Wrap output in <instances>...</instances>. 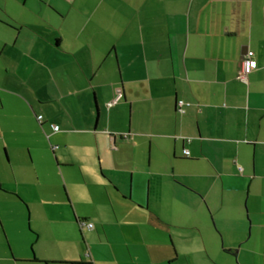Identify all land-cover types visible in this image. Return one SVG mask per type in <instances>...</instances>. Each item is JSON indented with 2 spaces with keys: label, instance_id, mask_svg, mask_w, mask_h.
<instances>
[{
  "label": "crops",
  "instance_id": "1",
  "mask_svg": "<svg viewBox=\"0 0 264 264\" xmlns=\"http://www.w3.org/2000/svg\"><path fill=\"white\" fill-rule=\"evenodd\" d=\"M0 264H264V0H0Z\"/></svg>",
  "mask_w": 264,
  "mask_h": 264
},
{
  "label": "built area",
  "instance_id": "2",
  "mask_svg": "<svg viewBox=\"0 0 264 264\" xmlns=\"http://www.w3.org/2000/svg\"><path fill=\"white\" fill-rule=\"evenodd\" d=\"M257 63L258 62L253 59V52L248 53L246 59L243 61V63H241L242 64V67H241V70H240V73H239V76L238 77L241 78V79H245V76H246L247 73H249L253 69L258 68L259 65ZM112 104L113 103H109V106H111ZM178 106H179V112L181 114L185 113L184 103L182 101L179 102ZM37 119L39 121H42L43 120V117L42 116H38ZM53 130L55 132H58L60 130V128L58 126H54L53 125ZM127 137H128L127 135H124L121 138L127 140ZM110 138H111V141L113 143H115V138L113 136L110 137ZM188 153L189 152L186 150L185 151V155L188 156ZM80 226L81 227H87L89 229H93V224L92 223L81 222L80 223Z\"/></svg>",
  "mask_w": 264,
  "mask_h": 264
},
{
  "label": "rangeland",
  "instance_id": "3",
  "mask_svg": "<svg viewBox=\"0 0 264 264\" xmlns=\"http://www.w3.org/2000/svg\"><path fill=\"white\" fill-rule=\"evenodd\" d=\"M22 189H23V191H25V188H24V187H22ZM22 189H21L20 192H23ZM28 190H29V189H28ZM26 191H27V190H26ZM61 195H62V198H63V197H64V196H63V195H64V191H63V190H61ZM25 213H26V212H24L23 214L26 216V218L24 219V215L20 214V215L18 216V222H19V223H23V222H25L26 226L29 224L31 227H33V228H37L38 224L36 225V224L33 223L32 221H30ZM38 221H39V223H40L41 225H43V224L45 223V220H44V222H43L42 220H38ZM26 226H25V228H26ZM98 242H99L98 240L95 242V240L91 239V242H90V243L93 245V248H94L95 250H96L97 247H100V243H98ZM137 248H138V247H137ZM142 252H143V251H142Z\"/></svg>",
  "mask_w": 264,
  "mask_h": 264
},
{
  "label": "trees",
  "instance_id": "4",
  "mask_svg": "<svg viewBox=\"0 0 264 264\" xmlns=\"http://www.w3.org/2000/svg\"><path fill=\"white\" fill-rule=\"evenodd\" d=\"M81 222H84V221H81ZM81 222H80V223H81Z\"/></svg>",
  "mask_w": 264,
  "mask_h": 264
}]
</instances>
